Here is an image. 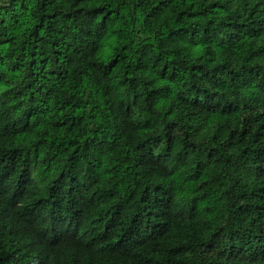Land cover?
Returning <instances> with one entry per match:
<instances>
[{"label": "trees", "instance_id": "trees-1", "mask_svg": "<svg viewBox=\"0 0 264 264\" xmlns=\"http://www.w3.org/2000/svg\"><path fill=\"white\" fill-rule=\"evenodd\" d=\"M0 8V264H264V0ZM197 73L243 94L194 128Z\"/></svg>", "mask_w": 264, "mask_h": 264}, {"label": "clouds", "instance_id": "clouds-1", "mask_svg": "<svg viewBox=\"0 0 264 264\" xmlns=\"http://www.w3.org/2000/svg\"><path fill=\"white\" fill-rule=\"evenodd\" d=\"M8 4H9V0H0V5L7 6ZM0 12H3L2 8H0ZM223 35H224L223 32L218 33L216 37L217 40ZM249 43H251L253 47H257L259 46V43H264V40L260 42L250 41ZM246 54H247L246 52L240 53L239 61L237 60V56L231 57L230 66L235 68L238 62H243L242 57L243 55ZM223 72L224 74H220V72H218L217 75L220 76V79L226 80L227 79L226 69L223 70ZM211 79H216V76L215 75L211 76ZM183 83H184V89H186V91L184 89H181L179 87V84H177L176 92H178L179 95L184 98L185 102L180 103V101L176 100L175 92L173 93L172 97H170V99L172 100L173 106L176 109L178 116L183 117L185 112L189 113L194 128L198 127L200 124L203 123V117L207 115V113L203 111L205 108H209L210 106L214 105L217 102L223 104L227 100H231L233 102H239L240 96L243 94L239 90L234 91L232 85H225L223 87L213 88L212 84L210 83L209 76H201L199 73L193 75L191 79L186 80ZM217 83H219V81H217ZM212 91H216L218 95L215 97L210 96L209 93H211ZM189 105H195L196 107L190 108ZM260 110L264 111V108H261ZM176 135L179 136L180 132L177 131ZM181 139H183V137H181ZM204 140L205 143L200 144L199 138L196 136V134L194 132H190L188 135V140L184 142L189 143L195 141L197 147L200 150H204L207 148V139L204 138ZM186 162L191 163V156L188 158ZM244 167L246 168L247 165H244ZM243 175L244 173L243 171H241V176ZM247 179L248 178L245 177V181H247ZM165 187H167V185H165ZM173 191H174L173 189L169 188V190L164 195L166 200L171 198L172 208L175 211L177 210L178 207H182V202L176 200L175 196L173 195ZM225 227H227V225H225ZM221 243L224 244L226 243V241L222 239ZM190 250L192 251V259H196L197 249L195 244H192ZM217 251H219V248L217 249ZM209 258L216 261H220L222 259L221 257L216 256L215 252H213L210 253L209 255H201L200 264H206Z\"/></svg>", "mask_w": 264, "mask_h": 264}]
</instances>
